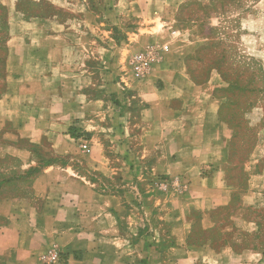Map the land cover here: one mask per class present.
Returning <instances> with one entry per match:
<instances>
[{
	"label": "crops",
	"instance_id": "0c3cea01",
	"mask_svg": "<svg viewBox=\"0 0 264 264\" xmlns=\"http://www.w3.org/2000/svg\"><path fill=\"white\" fill-rule=\"evenodd\" d=\"M213 1L0 0L10 27L2 264H47L52 251L55 264H264V147L239 176L221 83L198 84L187 66L208 39L185 11ZM207 20L215 28L221 18ZM247 21L241 42L260 52ZM164 25L176 29L170 51L141 82L120 84L134 93L115 110L114 86L93 78L96 46L114 27L122 41L156 42Z\"/></svg>",
	"mask_w": 264,
	"mask_h": 264
},
{
	"label": "rangeland",
	"instance_id": "374dc122",
	"mask_svg": "<svg viewBox=\"0 0 264 264\" xmlns=\"http://www.w3.org/2000/svg\"><path fill=\"white\" fill-rule=\"evenodd\" d=\"M258 5L263 9L255 10ZM185 14L199 22L200 36L208 39L196 55L187 59L189 72L198 84H203L212 77L220 81L221 86L215 96L223 101L220 114L233 131L232 155L235 169L246 180L249 177L246 167L253 162L254 151L264 147V0H214L208 7L193 2L187 7ZM216 15L220 16V23L211 28L207 18ZM248 15L255 19L247 21ZM246 21L250 22L251 37L259 36L261 39L260 52L253 51L255 43L252 44V50H248L241 42ZM8 23L9 16L0 7V98L6 85L7 42L10 36ZM174 30L176 29L167 25L162 26L156 42H125L122 41V32L114 27L110 41L100 42L96 46L98 56L90 63L93 78L101 86H114L107 94L109 101L114 102L112 108L119 110L121 99L132 97L134 93L133 90H122L120 84L128 87V84L144 80L133 77V58L147 48H153L158 57L162 58L163 53L170 51L171 37L176 39L172 35ZM166 46L169 50H165ZM83 49H89V45L83 46ZM105 50L111 51L112 56L108 54L106 57ZM157 61L158 58L155 62ZM99 92L107 91L104 89ZM84 172L89 173V170L84 167ZM257 172L264 174V157L259 161ZM2 178L0 176V189ZM1 224L3 221L0 219Z\"/></svg>",
	"mask_w": 264,
	"mask_h": 264
},
{
	"label": "built area",
	"instance_id": "2783aa9c",
	"mask_svg": "<svg viewBox=\"0 0 264 264\" xmlns=\"http://www.w3.org/2000/svg\"><path fill=\"white\" fill-rule=\"evenodd\" d=\"M174 34V33H173ZM165 50H169V47L166 46ZM158 55L157 51L153 48H147L143 51L139 52L132 60L131 63V71L133 77L136 80L144 79L151 71L152 65L157 60ZM81 149L85 153L90 152V147L86 141L81 144ZM167 185V183H165ZM166 188V186L164 187ZM61 259V255L58 251H52L47 254V256L43 257L42 261L47 264H55L59 263Z\"/></svg>",
	"mask_w": 264,
	"mask_h": 264
},
{
	"label": "trees",
	"instance_id": "16d2710c",
	"mask_svg": "<svg viewBox=\"0 0 264 264\" xmlns=\"http://www.w3.org/2000/svg\"><path fill=\"white\" fill-rule=\"evenodd\" d=\"M0 7L4 10V8L0 5ZM5 11V10H4ZM6 12V11H5ZM6 14H7V12H6Z\"/></svg>",
	"mask_w": 264,
	"mask_h": 264
}]
</instances>
